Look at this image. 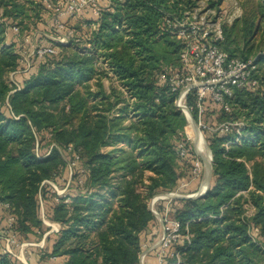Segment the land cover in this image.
Instances as JSON below:
<instances>
[{"label":"trees","instance_id":"16d2710c","mask_svg":"<svg viewBox=\"0 0 264 264\" xmlns=\"http://www.w3.org/2000/svg\"><path fill=\"white\" fill-rule=\"evenodd\" d=\"M196 1L112 0L97 17L86 8L61 18L63 44L41 0H0V236L8 216L18 241L42 231V208L59 224L47 255L59 264H138L158 229L149 199L188 180L196 157L190 144L177 155L187 119L158 80L180 66L182 43L165 19ZM221 1L207 3L217 9ZM237 1L241 14L222 23L218 45L253 60L257 85L233 88L228 111L207 98L212 125L240 122L239 132L231 125L208 137L212 185L204 195L172 199L180 238L165 264H264V0ZM12 25L56 51L25 60L6 32ZM76 155L72 177L81 173V183L54 201L47 181L65 176ZM0 264L16 263L0 248Z\"/></svg>","mask_w":264,"mask_h":264},{"label":"built area","instance_id":"2783aa9c","mask_svg":"<svg viewBox=\"0 0 264 264\" xmlns=\"http://www.w3.org/2000/svg\"><path fill=\"white\" fill-rule=\"evenodd\" d=\"M118 1L122 2L124 0ZM223 1L228 2L234 9L227 19V23H231L240 16L241 8L237 0H222L221 2ZM41 4L49 13L48 21L57 28H62V17L74 16L86 8L91 12L92 16L97 17L102 10L111 7L112 0H41ZM221 6L220 4L219 12L223 11ZM163 27L165 31L172 33L182 43L179 53V69L172 71L171 74L162 72L158 77L160 82H165L171 91L177 94L175 98L176 106L182 111V107H184L190 113L193 109L197 111V119L194 122L201 135L203 132L222 133L228 130L231 125H237L236 132L238 133L240 122L221 121L216 125H211L206 117L204 104L209 98V101L228 111L227 98L231 96L233 88H246L249 90L255 88L257 80L252 76V71L255 68L253 60L241 61L237 58H231L219 47L218 44L223 40L222 21L220 16L216 14V8L210 7L207 0H197L196 5L192 9L184 10L179 17H167ZM7 30H11L13 37H15L17 42H20L21 45L17 46V50L23 54L25 60L31 55L40 58L56 51L52 46L39 45L32 42V33L30 31L20 33L15 25L6 28V32ZM64 39L65 37L63 36L62 38H57L63 44L66 43ZM27 43L30 44L27 46ZM6 44H9V42L6 41ZM21 48L23 51H21ZM25 53L27 54L25 55ZM190 96H192L193 104L187 105ZM183 113L185 114L184 111ZM187 122L188 124L191 123L189 119H187ZM189 138L190 136L184 132V137L177 141L176 152L180 159L187 154ZM45 156L40 157L43 158ZM77 159L78 156L76 155L68 164L69 178L72 176V169ZM201 171L202 163L199 158L195 157L190 169L189 179H181L178 182L177 189L179 190L193 180L198 179ZM47 182L53 187L56 194L55 201H58L60 197H65L68 200L63 189L59 190L53 182ZM78 182L81 183V179ZM170 193L172 192L169 191L168 194ZM160 201L164 203L161 211L163 235L156 249V257L160 264H165L167 253L171 257L177 256V252L169 248L172 244L178 242L180 226L176 219L169 216L172 208V198L162 195L153 196L148 201L150 210L156 215L155 206ZM42 221L46 225L51 226L54 232L59 230L58 223L44 219ZM6 223L4 250L2 249L1 252L13 256L11 247L13 248L17 244L15 235L10 230L13 217L8 216ZM1 237L0 242L2 240Z\"/></svg>","mask_w":264,"mask_h":264},{"label":"rangeland","instance_id":"374dc122","mask_svg":"<svg viewBox=\"0 0 264 264\" xmlns=\"http://www.w3.org/2000/svg\"><path fill=\"white\" fill-rule=\"evenodd\" d=\"M221 8L223 9V11L219 12V8L216 9V14H218L221 18V21L222 23H227V19H228V16L231 14V12H233V7L228 3V2H221ZM58 29V32L55 34V35H52V38L54 39H57V38H62L63 33L62 31L60 32V30H62V28H57ZM41 31V30H40ZM66 40V38L64 39ZM47 41V40H45ZM264 53V50L263 52ZM27 53H25L26 55ZM8 79L10 81H16V78H15V73L13 74H10L8 76ZM105 83H107L105 81ZM206 117L208 118V121L209 123L212 125L215 121V115L213 116V114L211 113H207L206 114ZM188 124V122H187ZM186 124V125H187ZM188 128V133L189 134H192L191 131H190V126L188 124L187 126ZM190 128V129H189ZM199 134V133H198ZM215 133H210V132H203L202 133V141H203V144H204V149L203 150H200L198 151L197 150V141H196V135H193L189 138V144L191 146V148L193 149L194 151V154L197 158H199V160L201 161L202 163V171H201V175L198 179H195L193 180L192 182L189 183V185L187 187H182L181 188V192L184 193V194H193L195 193L198 188L202 187L203 183L206 182V184L208 185V187L211 185V177L209 178V180H207L205 178V174H206V167L204 165V161L207 159V156H208V152H207V146H208V142H207V139L208 137H212ZM198 151V152H197ZM203 152V153H202ZM74 167V166H73ZM69 174H68V169L65 173V176H61L60 179H57L55 182H53L55 184V186L59 189V190H64V192L66 193V190L72 185V181H77L81 178V173H79L78 175H76L74 178L72 177V180L71 178L68 177ZM73 188V186H72ZM46 194L47 195H52L51 198L54 197L55 192H53L52 190H49V189H46ZM46 197L48 196H44L45 198V203H46ZM54 200V198H53ZM55 201V200H54ZM156 207H158V204H156ZM46 211V210H45ZM46 212H44L43 210H41V217L42 219L44 220H49L46 215H45ZM50 221V220H49ZM51 222V221H50ZM43 229L42 231L41 230H36L35 233H32V234H29L26 238H21L19 237V241L16 239V245L12 248L11 247V250L13 252V259L15 261L16 264H54L53 262H46L47 261V258L49 256L48 253H47V249H48V245L51 243V241L53 240L52 238H50V240L48 241V236L49 235H52V234H56V232L53 231V229L51 228V226H47L45 223H43ZM52 230V231H51ZM6 236L3 234L2 237H1V242H0V248L1 250L4 248V240H5ZM47 238V239H46ZM4 250V249H3Z\"/></svg>","mask_w":264,"mask_h":264},{"label":"crops","instance_id":"0c3cea01","mask_svg":"<svg viewBox=\"0 0 264 264\" xmlns=\"http://www.w3.org/2000/svg\"><path fill=\"white\" fill-rule=\"evenodd\" d=\"M190 124L193 125V126H191V129L189 128L192 134L188 133L187 127H184V132L191 137L193 135H197L199 132H198L197 127L194 124H192V123H190ZM188 185L189 184H187L184 187H187ZM211 185H212V177H211ZM199 191H200V187L198 188V190L196 192H199ZM171 192L172 193L168 194L169 192L159 191L156 194H154L153 196L162 195V196L170 197V198L174 199V198H181V196H183V195H188V194L182 193L181 189L178 190L177 186ZM157 204H158V207L155 206V211H156V219H157V224H158L157 228L158 229L153 232L154 234H149L146 236V239L143 243L142 252L140 253V256H139L138 264H160L157 257H156V249L159 246L160 241H161V237L163 235V224H162L161 211L163 210V204L164 203L162 201H160ZM170 213H172V208L170 209L169 214ZM55 235L56 234L49 235L47 237L48 241L50 240V238L54 239ZM52 243H53V240L48 245L47 253L50 252ZM62 260H63V258H61V257H48L46 262L50 261V262H53L54 264H59L62 262Z\"/></svg>","mask_w":264,"mask_h":264},{"label":"water","instance_id":"95a60500","mask_svg":"<svg viewBox=\"0 0 264 264\" xmlns=\"http://www.w3.org/2000/svg\"><path fill=\"white\" fill-rule=\"evenodd\" d=\"M182 109L185 112V115H186L187 119H189L190 122L196 126V124L194 122V119H193L191 113L188 110H186L184 107H182ZM200 136L203 138V136L201 134H200ZM207 152H208V156H207V159L204 161V165L206 167L205 178L207 180H209V178L211 176V168H212V154H211V151L208 148V146H207ZM206 182H205V186L204 187H201V189H200L199 192H196V193H193V194H188V195H183V196H181V198H196V197H200V196L204 195V193L208 189V185L206 184Z\"/></svg>","mask_w":264,"mask_h":264},{"label":"bare ground","instance_id":"6f19581e","mask_svg":"<svg viewBox=\"0 0 264 264\" xmlns=\"http://www.w3.org/2000/svg\"><path fill=\"white\" fill-rule=\"evenodd\" d=\"M189 126H190V128H191V126H193V125H191V124H189ZM196 132V131H195ZM198 133V132H197ZM196 141H197V150L198 151H200V150H203L204 149V144H203V141H202V137L200 136V134H197L196 135ZM197 151V152H198ZM203 153V152H202ZM205 186V182L203 183V185H202V187H204Z\"/></svg>","mask_w":264,"mask_h":264}]
</instances>
